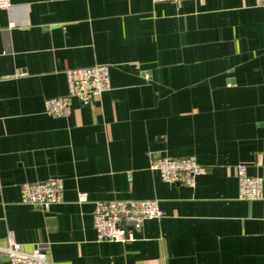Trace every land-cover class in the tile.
Wrapping results in <instances>:
<instances>
[{"label":"crops","instance_id":"1","mask_svg":"<svg viewBox=\"0 0 264 264\" xmlns=\"http://www.w3.org/2000/svg\"><path fill=\"white\" fill-rule=\"evenodd\" d=\"M99 64L108 90L46 114L66 70ZM190 156L202 168L193 187L150 168ZM237 165L261 178L263 199H238ZM49 178L60 202L21 201L23 183ZM135 200L163 217L133 241H98L95 203ZM9 232L27 252L47 244L50 264H264V0L0 9V244Z\"/></svg>","mask_w":264,"mask_h":264},{"label":"built area","instance_id":"2","mask_svg":"<svg viewBox=\"0 0 264 264\" xmlns=\"http://www.w3.org/2000/svg\"><path fill=\"white\" fill-rule=\"evenodd\" d=\"M153 3H176L185 0H151ZM10 7V0H0V9ZM67 93L64 96L49 98L44 102L45 112L52 117L69 114L70 100L76 98L83 105H90L109 88V66L105 64L66 70ZM168 183H179L193 187L195 179L202 173L201 166L193 157H160L150 165ZM238 180L239 200H259L262 198L261 178L247 175L244 165L235 168ZM63 184L60 179L49 178L43 181L25 182L21 186V201L43 208L60 202ZM78 202L87 200V194L81 192ZM163 212L155 200L135 201H98L93 211V227L98 241L130 242L141 232L143 222L160 219ZM0 256L7 264H50L48 246L38 243L30 251H24L9 232L4 244H0Z\"/></svg>","mask_w":264,"mask_h":264}]
</instances>
